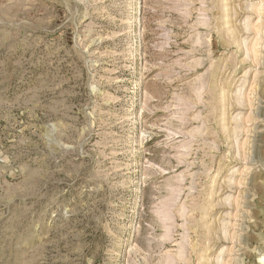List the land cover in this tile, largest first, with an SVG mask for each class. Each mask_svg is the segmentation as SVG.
I'll list each match as a JSON object with an SVG mask.
<instances>
[{
	"label": "rangeland",
	"instance_id": "obj_1",
	"mask_svg": "<svg viewBox=\"0 0 264 264\" xmlns=\"http://www.w3.org/2000/svg\"><path fill=\"white\" fill-rule=\"evenodd\" d=\"M0 264H264V0H0Z\"/></svg>",
	"mask_w": 264,
	"mask_h": 264
},
{
	"label": "bare ground",
	"instance_id": "obj_2",
	"mask_svg": "<svg viewBox=\"0 0 264 264\" xmlns=\"http://www.w3.org/2000/svg\"><path fill=\"white\" fill-rule=\"evenodd\" d=\"M139 37V36H138Z\"/></svg>",
	"mask_w": 264,
	"mask_h": 264
}]
</instances>
